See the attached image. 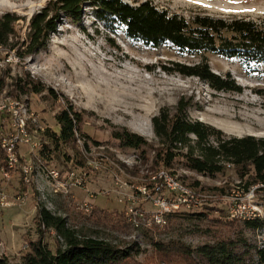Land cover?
I'll use <instances>...</instances> for the list:
<instances>
[{
    "label": "rangeland",
    "instance_id": "obj_1",
    "mask_svg": "<svg viewBox=\"0 0 264 264\" xmlns=\"http://www.w3.org/2000/svg\"><path fill=\"white\" fill-rule=\"evenodd\" d=\"M50 1L54 0H0V16L18 19L8 45L0 48V107L14 101L20 126L28 133V142L16 149L18 162L12 168L0 147V259L19 264L29 252V243L39 238L52 252L56 239L64 248L55 231H39L36 216L45 209L64 219L79 240L131 248L137 264H204L195 253L191 261L173 256L169 262L156 244L175 242L193 251L222 241L239 242L238 252L245 251L244 264H256L253 249L264 243L262 187L248 185L251 181L241 179L231 165L213 176L189 170L184 158L175 159L168 170L155 166L154 150L160 146L152 119L162 110L172 114L183 101L192 122L226 137L264 138V97L258 95L264 90V64L245 65L211 54L182 53L168 44L153 48L128 41L122 27L110 31L89 5L77 21L59 14L56 31L45 47L21 56L32 17ZM122 1L132 6L149 1L186 20L196 15L264 19V0ZM204 60L212 73L232 80L240 92L215 91L198 78L176 72L179 66L192 67ZM33 85L44 91L33 93ZM64 110L76 113L80 120L70 142H55L51 136L60 132L56 116ZM122 131L140 136L147 145L138 150L124 147L114 138ZM11 136H19L16 122L9 113H0V140ZM25 167L28 183L23 179ZM162 170L181 183L192 203L203 205L183 208L164 227L147 228L142 216L130 223L129 208L154 210L151 204L137 201V192L152 197L157 186L152 177ZM83 173L82 185H75L74 178ZM166 196L173 195L166 191ZM237 206L245 207L240 210L244 214L232 217ZM254 209L258 216L249 220H258L262 227L247 229L243 217Z\"/></svg>",
    "mask_w": 264,
    "mask_h": 264
},
{
    "label": "trees",
    "instance_id": "obj_2",
    "mask_svg": "<svg viewBox=\"0 0 264 264\" xmlns=\"http://www.w3.org/2000/svg\"><path fill=\"white\" fill-rule=\"evenodd\" d=\"M85 5L94 9L95 17L110 31H116L113 26L122 27L125 39L131 42H142L153 48L168 44L182 53L201 56L211 54L235 59L245 65L264 64V19L253 21L196 15L186 20L177 14L157 9L149 1L132 6L122 0L50 1L32 17L28 40L21 56H31L45 47L49 35L56 31L59 14L77 21ZM17 21L11 14L0 16V48L8 45ZM176 72L198 78L215 91L240 92L232 80H224L212 73L205 60L192 67L179 66ZM2 86L3 78L0 74V89ZM25 86L30 87L28 83ZM32 89L35 94L44 91L37 85H33ZM258 95L264 97V90L258 92ZM187 105L180 101L172 114L162 110L158 116L153 117L152 126L160 146L154 150V165L160 164L168 170L175 159L184 158L189 170L209 176L222 172L225 165H231L241 179L248 178L251 181L248 185L258 184L264 191V138L226 137L201 122L190 121L186 117ZM79 120V116L71 110L61 112L56 116L60 132L58 135L52 134L51 139L55 142H70ZM191 135L194 140L190 139ZM114 138L131 149L138 150L147 145L140 136L126 131L115 133ZM184 149L185 153L182 152ZM36 219L39 231H55L63 239L64 248L58 245L56 239V249L52 252L39 238L29 243V252L19 264H130V261L137 264L133 260L131 248L119 250L104 241L91 238L79 240L75 232L66 227L64 219L45 209L38 211ZM244 224L252 230L262 227L258 220H246ZM239 245V242L222 241L192 251L175 242L156 244L163 253V259L167 260L175 256L191 261L195 253L204 264H244L245 251L240 254L237 250ZM253 251L256 264H264V243ZM0 264L8 263L0 259Z\"/></svg>",
    "mask_w": 264,
    "mask_h": 264
},
{
    "label": "built area",
    "instance_id": "obj_3",
    "mask_svg": "<svg viewBox=\"0 0 264 264\" xmlns=\"http://www.w3.org/2000/svg\"><path fill=\"white\" fill-rule=\"evenodd\" d=\"M0 113H9L10 116H12V118L15 120L18 129L19 136H11V138H8L7 140H0V147L5 152L8 167L12 168L18 162V158L16 156V149L20 143L28 142V133L27 130H22L20 126L18 109L15 107L14 101L9 102L4 107H0ZM27 171L28 168H23V179L25 183H28ZM72 177H74V174H72ZM85 177L86 175L83 173L81 176L74 178L75 185L81 186ZM166 188H172V183L170 180L166 179V177L164 176V170H162V186L160 190L154 191V194H152V197L150 198H143L142 193L137 192V201H142L151 204L154 207V210L147 211L143 208L133 206L128 210V221H130V223L132 224H135V216H142L146 220L147 228H150L152 226L164 227L167 224L168 218L173 214H178L182 211L183 208L190 210L203 205L192 203L189 199V196H185V199H175L174 190L173 196H166ZM241 209L245 210V207L237 206L236 210L231 211V216L235 217L238 212L243 215L244 212L240 211ZM256 211L257 210L254 209L251 214H248L249 216H244L243 219L249 220L250 218L257 217L258 214L256 213Z\"/></svg>",
    "mask_w": 264,
    "mask_h": 264
},
{
    "label": "bare ground",
    "instance_id": "obj_4",
    "mask_svg": "<svg viewBox=\"0 0 264 264\" xmlns=\"http://www.w3.org/2000/svg\"><path fill=\"white\" fill-rule=\"evenodd\" d=\"M164 176L166 177L167 180H170L172 183V188H166V191L168 193L173 195V190H174V195L175 194H181V195L182 194H184V195L188 194V191L184 187H182L180 185L181 183L179 184L177 182V180L173 178V176H171L170 174H167L166 172H164ZM152 180L154 181V183L157 184V186L154 188V191L160 190L161 186H162V171L157 173L154 177H152ZM193 197H195V196H193ZM193 197L191 196L190 198L193 199Z\"/></svg>",
    "mask_w": 264,
    "mask_h": 264
}]
</instances>
